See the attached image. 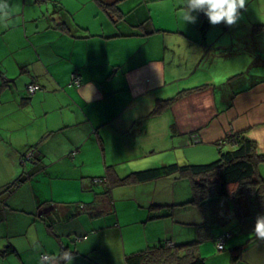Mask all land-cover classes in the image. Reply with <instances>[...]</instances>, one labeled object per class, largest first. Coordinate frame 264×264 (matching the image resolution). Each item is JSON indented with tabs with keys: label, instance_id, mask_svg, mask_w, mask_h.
Listing matches in <instances>:
<instances>
[{
	"label": "crops",
	"instance_id": "obj_1",
	"mask_svg": "<svg viewBox=\"0 0 264 264\" xmlns=\"http://www.w3.org/2000/svg\"><path fill=\"white\" fill-rule=\"evenodd\" d=\"M6 3L1 264H127L165 241L175 246L162 259L184 264L183 235L197 241L205 264H264V239L253 226L238 227L233 212L243 197L203 193L196 201L195 180L205 177L187 172L114 184L216 161L236 148L227 138L235 133L264 154V0H246L233 26H214L202 12L184 23L183 0ZM29 84L42 89L30 94ZM132 224L146 230L136 245L125 238Z\"/></svg>",
	"mask_w": 264,
	"mask_h": 264
},
{
	"label": "trees",
	"instance_id": "obj_2",
	"mask_svg": "<svg viewBox=\"0 0 264 264\" xmlns=\"http://www.w3.org/2000/svg\"><path fill=\"white\" fill-rule=\"evenodd\" d=\"M227 138L233 139L237 146L232 150L224 151L222 149L216 161L189 166H178L176 164L163 166L135 173L132 175L133 177L120 178L114 184L120 185L134 180H148L175 172H187L197 177H205V180H195L196 201L200 199L203 193L206 195L216 193L226 199L234 198L236 201V197H243L244 202H235L233 211L239 218L238 227L253 226L255 229L256 217L264 214V177L259 174V166L264 163V154H259L256 143L243 133H235ZM26 179L21 175L16 181L21 183ZM3 204H7V199L3 201ZM179 247L183 251L185 250L186 255H188L186 259L184 258L187 262H184V264H205L204 258L197 256V241L183 243ZM178 252L179 249L176 253ZM169 253L167 241H165V244H160L150 250L129 255L127 264H168V259L163 260L162 256L169 255Z\"/></svg>",
	"mask_w": 264,
	"mask_h": 264
},
{
	"label": "clouds",
	"instance_id": "obj_3",
	"mask_svg": "<svg viewBox=\"0 0 264 264\" xmlns=\"http://www.w3.org/2000/svg\"><path fill=\"white\" fill-rule=\"evenodd\" d=\"M245 7L246 0H183L180 12L184 23H195L197 17L193 13L202 12L206 15L210 24L214 26L221 23L233 26L240 19L241 10L245 9ZM10 17L11 12L6 0H0V24L6 27L10 22ZM254 233L259 238L264 239V214L256 217ZM228 234L231 236L229 232Z\"/></svg>",
	"mask_w": 264,
	"mask_h": 264
},
{
	"label": "rangeland",
	"instance_id": "obj_4",
	"mask_svg": "<svg viewBox=\"0 0 264 264\" xmlns=\"http://www.w3.org/2000/svg\"><path fill=\"white\" fill-rule=\"evenodd\" d=\"M246 75H247V73H246ZM40 126H42V128H43V125L42 124L38 125L37 128L40 127ZM259 168H260V174L264 177V163H261V165L259 166ZM11 203L12 202H9V204H11ZM34 214H35V216L37 215L36 213H34ZM155 225H159V224L157 223ZM157 229H158V227H157ZM144 230L145 229L142 228V226H139V225H134V224L128 225V227H126V229H125V238L127 239V243H128V241H130V243L133 244V245H136L138 242L141 243L142 234L144 233L143 232ZM147 232L150 233V231L148 230V228H147ZM236 235L238 237H243L241 234H238V232H237ZM182 237L185 238L184 235ZM182 237L179 236L178 243H185V241H191V240H184ZM231 248H232V246L231 245H228V247L226 249L228 251V253H229L228 255L230 257H231V254H230L231 253V251H230ZM172 251L175 253L177 251V249H173ZM210 255H212V249L211 248H209V253L206 256H210ZM1 263H2V260L0 259V264Z\"/></svg>",
	"mask_w": 264,
	"mask_h": 264
},
{
	"label": "built area",
	"instance_id": "obj_5",
	"mask_svg": "<svg viewBox=\"0 0 264 264\" xmlns=\"http://www.w3.org/2000/svg\"><path fill=\"white\" fill-rule=\"evenodd\" d=\"M81 75L79 74H74L73 75V82L75 85H80L81 84ZM42 89V86L39 85V84H29L27 85V90L30 94H34L36 93L37 91L41 90ZM230 235L229 234H223L221 235L219 238H218V242H217V246H218V249H224V246H225V242H226V239L229 237ZM167 246H174V243L173 242H167ZM42 259L44 262H49L51 261L52 259V256L49 255V254H43L42 255Z\"/></svg>",
	"mask_w": 264,
	"mask_h": 264
},
{
	"label": "water",
	"instance_id": "obj_6",
	"mask_svg": "<svg viewBox=\"0 0 264 264\" xmlns=\"http://www.w3.org/2000/svg\"><path fill=\"white\" fill-rule=\"evenodd\" d=\"M51 209H53V206H50V207H46L43 211L47 212V211H50ZM42 212H40L41 214Z\"/></svg>",
	"mask_w": 264,
	"mask_h": 264
}]
</instances>
